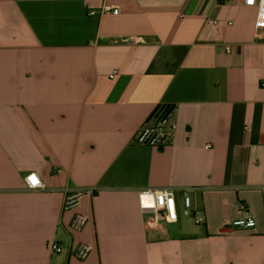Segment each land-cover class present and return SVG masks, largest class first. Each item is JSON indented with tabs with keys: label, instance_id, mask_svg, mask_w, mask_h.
Returning <instances> with one entry per match:
<instances>
[{
	"label": "crops",
	"instance_id": "crops-1",
	"mask_svg": "<svg viewBox=\"0 0 264 264\" xmlns=\"http://www.w3.org/2000/svg\"><path fill=\"white\" fill-rule=\"evenodd\" d=\"M221 1L0 0V264H264V37L256 7ZM105 5L118 14L87 15ZM160 106L173 145L135 144ZM164 188L175 223L139 206ZM79 189L96 194L64 210ZM241 203L255 228L233 225Z\"/></svg>",
	"mask_w": 264,
	"mask_h": 264
},
{
	"label": "built area",
	"instance_id": "built-area-1",
	"mask_svg": "<svg viewBox=\"0 0 264 264\" xmlns=\"http://www.w3.org/2000/svg\"><path fill=\"white\" fill-rule=\"evenodd\" d=\"M248 7H256L258 10L255 27L257 37H264V0H243ZM111 12L118 14V9H113L111 6L105 5L101 9L93 7L87 8L88 16ZM118 72L113 71L110 75L115 78ZM174 108L168 106L158 107L150 118L138 129L134 136V143L142 146L152 147L156 149H165L173 145L177 123L173 120ZM205 149H211L210 145H206ZM24 186L27 190H46L47 185L36 172H30L24 177ZM96 192L92 189H79L66 192L64 200V210H72L79 206L83 197L94 196ZM140 209L145 213H151L154 219L167 223H175L178 221L179 211L176 199L175 190L172 188L164 189H149L141 191L138 195ZM183 214L184 216L193 219L195 224L204 225L207 221L206 213L194 206L190 189L183 190ZM242 218L233 222V225L241 229H253L256 222L249 214L245 204H240ZM88 216L76 214L71 221V228L74 231H82L87 223ZM50 249L54 253H61L63 248L61 245L53 242L50 244ZM93 246L89 244H79L74 250V257L80 261L86 260L93 251Z\"/></svg>",
	"mask_w": 264,
	"mask_h": 264
},
{
	"label": "trees",
	"instance_id": "trees-1",
	"mask_svg": "<svg viewBox=\"0 0 264 264\" xmlns=\"http://www.w3.org/2000/svg\"><path fill=\"white\" fill-rule=\"evenodd\" d=\"M220 2H222V1L220 0Z\"/></svg>",
	"mask_w": 264,
	"mask_h": 264
}]
</instances>
